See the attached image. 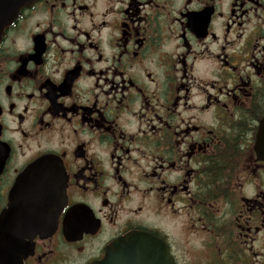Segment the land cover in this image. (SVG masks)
I'll use <instances>...</instances> for the list:
<instances>
[{
    "label": "flooded vegetation",
    "instance_id": "1",
    "mask_svg": "<svg viewBox=\"0 0 264 264\" xmlns=\"http://www.w3.org/2000/svg\"><path fill=\"white\" fill-rule=\"evenodd\" d=\"M263 118L264 0H37L0 43V215L51 157L57 223L0 262L141 232L172 264H264Z\"/></svg>",
    "mask_w": 264,
    "mask_h": 264
},
{
    "label": "water",
    "instance_id": "2",
    "mask_svg": "<svg viewBox=\"0 0 264 264\" xmlns=\"http://www.w3.org/2000/svg\"><path fill=\"white\" fill-rule=\"evenodd\" d=\"M35 1L0 0V42L21 11ZM256 149L264 158V118L259 127ZM56 166L55 158H44L34 167L43 169L45 177H32L31 173H26L20 180L12 196L11 207L0 215V261L8 262V234L20 231L29 233L30 237L43 235L50 231L46 224L57 223ZM14 223L24 224V227L20 230L7 228L8 224ZM166 249L157 238L134 232L113 242L106 257L93 264H172Z\"/></svg>",
    "mask_w": 264,
    "mask_h": 264
}]
</instances>
